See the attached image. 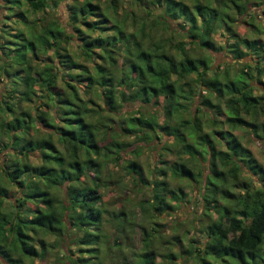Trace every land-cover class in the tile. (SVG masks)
<instances>
[{
	"label": "trees",
	"instance_id": "trees-1",
	"mask_svg": "<svg viewBox=\"0 0 264 264\" xmlns=\"http://www.w3.org/2000/svg\"><path fill=\"white\" fill-rule=\"evenodd\" d=\"M4 1L14 7L19 4V0ZM24 1L33 12L55 4L54 0ZM119 5L124 6L121 16ZM249 6V0H74L68 5L71 32L57 20L42 21L35 30V22L28 23L21 13L15 23L30 29L28 40L20 29L14 34L0 30V51L8 61L0 58L8 78L7 95H16V105L0 102V140L5 136L7 153L14 156L8 158L10 164L0 165V264L42 259L45 243L36 235L54 236L56 243L65 233L63 226L65 231L81 232L75 240L82 247L76 251L88 256L63 262H95L104 211L97 189L113 178L107 172L100 179L105 164L114 162L130 174L136 190L149 185L137 162L119 164L127 145L117 137L147 143L158 134L171 140L173 149L166 150L177 160L158 167L160 179L150 183L148 200L137 202L151 229L149 233L141 229L142 253L132 252L136 263L131 264H158L155 260L161 253L151 244L157 233L153 216L172 211V203L185 197L182 188L169 187L166 170L171 178L200 183L201 214L210 210L215 214L206 225L202 246L190 245L184 254L190 255L192 248L198 264L264 262V169L230 131L222 130L223 124L230 130L244 126L264 140L263 125L259 129L254 122L264 110V44L257 37H239L233 28L240 17H252ZM217 29L224 35L218 46L213 40ZM259 31L254 26L253 32ZM216 52L235 60L231 67L235 70L226 62L223 69L214 65L211 58ZM40 55L46 60L38 61ZM194 96L199 101L191 111ZM31 101L29 110H20L22 102ZM125 103L157 106L162 121L139 112L124 117L125 126L116 127L114 118ZM185 112L188 118L168 124ZM215 140H222L224 148L217 149ZM191 159L199 161L197 169ZM81 183L85 186L77 189ZM62 186L67 191L59 199L57 190ZM8 187L17 189V195L10 197ZM231 203L239 208L232 209ZM110 216L112 221L121 220L120 227L122 220L130 222L127 228L133 225L124 210ZM126 230L113 238L116 246L121 237L127 240ZM66 250L61 249V256L71 248ZM162 257L164 264H174L173 253Z\"/></svg>",
	"mask_w": 264,
	"mask_h": 264
},
{
	"label": "rangeland",
	"instance_id": "rangeland-1",
	"mask_svg": "<svg viewBox=\"0 0 264 264\" xmlns=\"http://www.w3.org/2000/svg\"><path fill=\"white\" fill-rule=\"evenodd\" d=\"M48 1V0H46ZM74 0H54V7L51 9L46 10L44 8L41 11L33 12L26 4L24 0H19V4L17 6H11L4 0H0V30H5L10 34H14L16 29H20V31L25 35V40H28L27 35L28 31L27 27L22 23H15V18H18L17 13H21L25 20L28 23L35 22L37 26L35 30L38 29V26L41 25L42 21L44 23L52 20H57L60 26L64 29V31L71 32V28L69 27L68 21V5ZM81 1V0H77ZM259 0H249V13L252 17H240L237 20V23L233 25V28L236 31V34L239 37H250L259 38L261 42L264 44V34L260 31H264V4L259 5ZM7 5V6H6ZM124 8L123 5H119L118 13L122 15V9ZM126 11V10H125ZM145 11V10H144ZM140 13V11L138 12ZM10 16V19H6ZM93 19V18H91ZM13 21V23H12ZM4 23V24H2ZM6 23V24H5ZM4 25V26H3ZM177 25V24H176ZM254 26L257 27L260 31L255 34ZM83 29V28H82ZM215 32L213 36V40L215 45L221 44L224 40V35L219 33L220 30ZM88 31H86L87 33ZM2 38L0 36V43H2ZM15 42V41H14ZM37 48H40L39 44L35 43ZM26 49V48H25ZM67 49H71L70 46ZM27 50V49H26ZM5 51V50H4ZM6 53V52H4ZM9 57L12 56V53L8 51ZM211 61H213L214 65H221L222 69L225 68L226 63L231 68L235 60L231 59L230 56H226L224 52H216L212 53ZM46 56L40 55L38 58L39 60H46ZM0 58L1 61L6 62L7 59L3 57L0 51ZM246 60V58H244ZM0 61V63H1ZM244 60H240L239 62H243ZM226 62V63H225ZM35 63V64H34ZM34 67L38 66V62H33ZM220 67V68H221ZM37 69V68H36ZM222 69L220 71H222ZM232 69V68H231ZM235 69L233 68L232 71ZM231 71V72H232ZM7 79H5V73L3 67L0 64V102L7 101L11 102L16 105L15 103V92L12 95H7V91L9 90L8 85H6ZM262 82L264 83V77L262 78ZM253 85H256L253 83ZM6 87V88H5ZM264 91V89H262ZM10 96V97H9ZM162 98H158V103L160 104ZM194 103H192L191 111L193 110V106L198 103L199 99L197 96L193 97ZM210 101L213 102V98H210ZM99 102V101H98ZM96 105L99 103L95 102ZM33 104V101L29 103L22 102L20 110H29L27 105ZM221 107L223 108V102H221ZM119 114L118 117L114 118L116 123V127L118 125L125 126L126 122H124L123 118L128 116H137L139 112H141L144 117L154 115L158 122L162 121V117L158 112L157 106H143L139 105L138 103L128 104L125 103L121 109H118ZM29 112V111H28ZM219 119H222L223 112L221 111L219 114ZM180 118H188V114L182 113L179 114L176 118L172 119L168 124L174 125ZM254 122L258 125H263L264 127V110L260 113L257 118H255ZM202 124L203 131H207V128ZM223 131H230L238 141L248 150H250L252 157L258 162V164L264 169V140L260 139L259 137H255L252 131L247 127L241 128H234L229 129L226 124L222 125ZM260 131V130H259ZM260 134V132H258ZM5 136L2 135L0 140V165L5 166L6 164H10V158H14V156H9L8 151L9 148H5L7 141ZM215 138V136H214ZM119 141H123L125 145H127L124 152H121V160L119 164L123 165L127 160H134L137 162L141 169L142 175L146 178L149 185L145 187H141V189H137L134 186L132 179L130 178V174L121 170L120 167L116 166L114 162H107L105 164V170L101 173V180L105 178L106 173H110L113 178L109 180L108 185L100 186L97 189V193L99 195L98 202L100 203L99 207L104 210L101 213V225L100 231L102 238H100V242L96 247V252H94L95 262L94 260H86L82 264H131L136 261V257L134 258L131 256L133 252L134 255H138L142 253V245H143V234L141 229L148 230L151 229L149 223L143 220V213L138 210L137 202L140 200H148L149 194L148 190L150 188V183L153 180L160 179L157 175L158 167L166 168L170 163L177 160V156L173 153H170L167 149H173L171 147L172 142L168 140L167 137H162L158 134L155 138H151V140L145 143L141 140H136L135 138L120 135L117 137ZM188 142H192L188 139ZM215 145L217 149H223L224 144L222 140H215ZM165 147V148H164ZM177 146H174L176 148ZM164 148V149H163ZM184 159L187 158V155L180 153ZM189 159V157H188ZM6 160V161H5ZM31 161V158L29 159ZM35 161V160H34ZM36 162V161H35ZM191 165L194 169H197L199 166V161L197 159L190 160ZM90 173L87 174L86 177H89ZM240 178L243 176L240 175ZM166 181L169 184V187L175 189L180 187L183 189L185 197L178 201L177 203H172V211L160 215L153 216V223L156 224L155 236L151 239L152 249L156 250L157 252L161 253L156 257L155 262L158 264H164L166 262L165 258L162 257L163 253L171 252L175 255L174 264H198L196 259V253L191 248L190 255L184 254L182 251L186 248H189L190 245L192 246H202V244L206 240V225L211 220V218L215 217V214L210 210V213L205 215L203 213V206L201 205V201L199 198V189L201 187L200 183H188L184 178H171L169 172L166 170ZM244 179H246L244 177ZM259 178H254L257 181ZM247 182L251 183L250 181L246 180ZM255 186H258L260 182H253ZM85 186L84 183L76 184L77 189H82ZM9 196H15L18 193V190L13 187H8ZM66 187L62 186L59 190H57V196L59 199H64V195L66 193ZM233 205L232 209H238V204L231 203ZM210 209V208H209ZM118 210H124L127 214H129V221L133 222L131 228H127L128 221L122 220V230L119 231L120 233H125L126 229V241H122L121 237V244L120 246H116L113 238L117 237L118 229H121L119 226L121 224V220H114L112 221L110 214L112 212H117ZM132 219V220H131ZM119 223V225H118ZM115 225L114 229L116 232L114 233L113 226ZM68 226V225H67ZM124 227L126 229H124ZM69 228V226H68ZM63 231L65 232L62 235V240L58 239L55 243L54 236H49L46 234L38 233L36 235V240H42L45 243V254L42 259L35 258L32 260V264H58L57 261L61 264H68V262H63L65 259H77L81 255L88 257L84 252L78 253L76 248L82 247L79 246L75 240L77 235H80L81 232L74 231V230H66V227H62ZM112 232L114 234H112ZM121 233V234H122ZM149 237V234H148ZM147 237V238H148ZM146 238V237H145ZM173 238H176L177 241H174ZM128 242V243H127ZM127 244L126 246L124 244ZM37 244V241L34 242ZM67 247L71 248L69 252L66 253V256H61V249L66 250ZM61 248V249H60ZM39 251V250H38ZM67 251V250H66ZM122 256L127 257L122 260ZM90 257V256H89ZM28 262L25 260V263ZM136 263V262H135ZM260 264H264V262H260Z\"/></svg>",
	"mask_w": 264,
	"mask_h": 264
}]
</instances>
